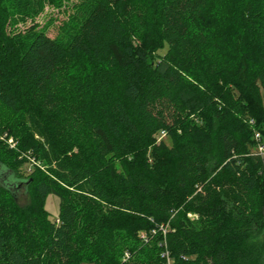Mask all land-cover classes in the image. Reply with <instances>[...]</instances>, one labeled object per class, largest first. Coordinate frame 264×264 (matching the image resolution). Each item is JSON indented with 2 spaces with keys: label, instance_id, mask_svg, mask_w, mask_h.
Returning a JSON list of instances; mask_svg holds the SVG:
<instances>
[{
  "label": "trees",
  "instance_id": "1",
  "mask_svg": "<svg viewBox=\"0 0 264 264\" xmlns=\"http://www.w3.org/2000/svg\"><path fill=\"white\" fill-rule=\"evenodd\" d=\"M69 4L0 0V264H264V0Z\"/></svg>",
  "mask_w": 264,
  "mask_h": 264
},
{
  "label": "rangeland",
  "instance_id": "2",
  "mask_svg": "<svg viewBox=\"0 0 264 264\" xmlns=\"http://www.w3.org/2000/svg\"><path fill=\"white\" fill-rule=\"evenodd\" d=\"M67 1V0H64ZM77 0H69L70 4L76 2ZM12 13V26L11 29L14 34L18 32L25 31L30 26L38 25L43 26L46 23L50 24L47 28V33L55 37L58 33V27L62 23L64 19L67 18L66 8L63 7L58 9L56 6H52V4H47L45 9L40 13H36L34 7L20 5L18 3L11 9ZM54 19L51 22V19ZM166 49L162 50L161 53H164ZM0 141H2L8 148L15 150L19 153L18 158L24 160L25 164L20 167L23 169L24 174H30L33 171L34 167H39L41 169H47L48 164L42 162L37 158L33 151L26 147H21V138L16 133H10L7 129H3L0 125ZM164 141L170 145L171 139L169 137H165ZM264 143V140H262ZM29 201V196L24 193V190L20 192L19 202L21 205L26 204ZM60 202L61 199L56 193H50L46 199L45 206L47 210L50 212V216L53 220L58 218L60 215ZM256 236L257 233H256ZM85 264H94V263H85Z\"/></svg>",
  "mask_w": 264,
  "mask_h": 264
},
{
  "label": "built area",
  "instance_id": "3",
  "mask_svg": "<svg viewBox=\"0 0 264 264\" xmlns=\"http://www.w3.org/2000/svg\"><path fill=\"white\" fill-rule=\"evenodd\" d=\"M254 119H251L250 120V123H254ZM167 135V132L165 130H163L159 136V140H161L162 138H164L165 136ZM255 139L257 140V143H258V151H259V154H261L262 156H264V143L262 142V135H261V132L260 131H255ZM164 256L167 257V263L166 264H171V261H170V257H169V253L168 251H166L164 254ZM129 257V254L127 253L125 255V258H128Z\"/></svg>",
  "mask_w": 264,
  "mask_h": 264
}]
</instances>
